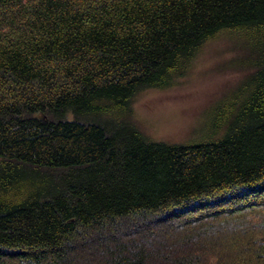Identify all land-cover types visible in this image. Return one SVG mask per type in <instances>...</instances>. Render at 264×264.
Wrapping results in <instances>:
<instances>
[{
  "label": "trees",
  "instance_id": "16d2710c",
  "mask_svg": "<svg viewBox=\"0 0 264 264\" xmlns=\"http://www.w3.org/2000/svg\"><path fill=\"white\" fill-rule=\"evenodd\" d=\"M224 35L194 134L141 131ZM0 264H264V0H0Z\"/></svg>",
  "mask_w": 264,
  "mask_h": 264
},
{
  "label": "rangeland",
  "instance_id": "374dc122",
  "mask_svg": "<svg viewBox=\"0 0 264 264\" xmlns=\"http://www.w3.org/2000/svg\"><path fill=\"white\" fill-rule=\"evenodd\" d=\"M240 47L225 35L211 39L170 85L138 93L132 114L139 129L155 138L191 137L203 123L204 108L238 80L241 70L235 57L242 54Z\"/></svg>",
  "mask_w": 264,
  "mask_h": 264
}]
</instances>
